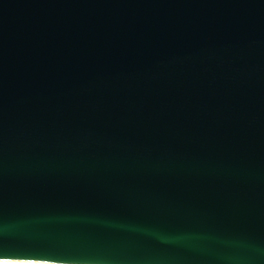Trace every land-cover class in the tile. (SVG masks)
Masks as SVG:
<instances>
[{
	"label": "water",
	"instance_id": "water-1",
	"mask_svg": "<svg viewBox=\"0 0 264 264\" xmlns=\"http://www.w3.org/2000/svg\"><path fill=\"white\" fill-rule=\"evenodd\" d=\"M0 262L264 264V0H0Z\"/></svg>",
	"mask_w": 264,
	"mask_h": 264
},
{
	"label": "bare ground",
	"instance_id": "bare-ground-1",
	"mask_svg": "<svg viewBox=\"0 0 264 264\" xmlns=\"http://www.w3.org/2000/svg\"><path fill=\"white\" fill-rule=\"evenodd\" d=\"M0 264H41V263L0 262Z\"/></svg>",
	"mask_w": 264,
	"mask_h": 264
}]
</instances>
